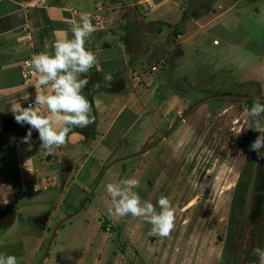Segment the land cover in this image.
Listing matches in <instances>:
<instances>
[{
    "label": "rangeland",
    "instance_id": "1",
    "mask_svg": "<svg viewBox=\"0 0 264 264\" xmlns=\"http://www.w3.org/2000/svg\"><path fill=\"white\" fill-rule=\"evenodd\" d=\"M244 5L250 7L241 17L243 29L226 32L215 24L181 51L174 35L165 37L168 31L157 37L141 21L129 22L126 48L138 72L150 71L138 81L148 90L139 120L115 131L121 134L111 149L104 147L110 138L102 143L101 135L93 145L76 141L57 149L70 161L54 153L52 162L50 156L43 162L45 150L26 151L48 181L15 201L13 225L0 229V253L16 256L18 264H220L234 191L246 169L254 183L250 193V177H242L247 200L234 216L239 264L255 238L264 249V158L250 150L259 133L247 116L255 98L264 103V92L252 83L264 52V0ZM154 65L158 71H151ZM174 95L178 107L170 110ZM62 162L71 167L61 176L64 184ZM128 178L140 181L133 191L142 202L156 205L161 195L171 200L176 218L169 237L151 235L144 217L110 213L107 184ZM45 213L40 229L33 218Z\"/></svg>",
    "mask_w": 264,
    "mask_h": 264
},
{
    "label": "crops",
    "instance_id": "2",
    "mask_svg": "<svg viewBox=\"0 0 264 264\" xmlns=\"http://www.w3.org/2000/svg\"><path fill=\"white\" fill-rule=\"evenodd\" d=\"M220 1L226 2L152 0L149 4L148 0H0V113L13 116L11 108L14 101H19L26 107L21 96L29 93L32 98L35 95V89H29L23 84L22 62L31 59L33 54L51 51L45 46L56 39V30H64L71 39L70 22L73 19L78 21L79 13H92L97 7H101L100 16L104 28H97L85 44L96 55L97 66L87 74L89 83L82 90L86 98L91 96L95 122L87 127H94V138L85 141L83 135L74 132L69 134L66 143L77 141L93 145L101 135L102 143L105 138H110L109 145L104 144V147L111 149L110 146L115 144L117 136L121 134L115 135V131L119 133L124 129L128 130L137 123L144 108L142 98L146 101L148 97L145 85H138V81L147 77L150 71L138 72L135 66L138 62L126 48L123 26L128 20L124 17L127 16L129 20L134 18L145 27L153 28L154 36L157 37L162 36L165 31H168L165 37L169 34L171 36L172 27L178 26L181 33L175 36L173 42L181 51L185 43L197 39L204 30L215 24L226 32L243 29L241 17L250 7L243 8L246 0H227V5ZM183 17L186 19L183 20ZM222 17H226V20L218 23ZM219 45L220 41L217 45L213 44L214 47ZM106 75L111 78L106 79ZM252 83L257 84L264 92V52L260 54L259 63L253 69ZM171 99L172 103L168 107L170 110L178 107L177 97L174 95ZM15 141L11 133L0 129V184L11 185L13 190L8 196L9 203L5 205L0 201V209L8 206L16 208L17 199L22 198L26 192H34V188L38 189V186L48 181L40 178L38 170L34 169L33 174L24 166L17 165L14 158ZM54 153H59L64 156V160L70 161L61 150ZM54 153L44 151L41 155H49L50 163Z\"/></svg>",
    "mask_w": 264,
    "mask_h": 264
},
{
    "label": "clouds",
    "instance_id": "3",
    "mask_svg": "<svg viewBox=\"0 0 264 264\" xmlns=\"http://www.w3.org/2000/svg\"><path fill=\"white\" fill-rule=\"evenodd\" d=\"M148 3L151 4L152 0H148ZM70 23L71 39L64 30H56V39L45 46L51 51L33 54L26 62L35 78L32 85L35 104L28 103L24 107L19 101H14L11 112L17 124L29 126L26 135L21 138V143L28 145V151L32 149L33 131L38 132L40 149L53 154L66 144L74 128H85L95 122L93 105L82 90L89 83L87 74L97 66L96 55L85 47L97 28L88 12L79 13V20L73 19ZM105 78L111 77L106 75ZM21 100L29 102L31 95L27 93L21 96ZM247 116L251 120V128L259 133L251 143L250 150L264 158V103L259 97L254 99ZM139 187L140 181L136 178L107 184L106 191L112 205L110 213L114 212L120 217L129 214L144 217L152 225L151 235L169 237L175 228L176 218L171 200L161 195L156 205L142 202L140 195L133 191ZM12 191L11 185L0 184V201L5 205L9 203L8 196ZM253 253L258 256L259 264H264V249L254 248ZM0 264H18V261L14 255L0 253Z\"/></svg>",
    "mask_w": 264,
    "mask_h": 264
},
{
    "label": "trees",
    "instance_id": "4",
    "mask_svg": "<svg viewBox=\"0 0 264 264\" xmlns=\"http://www.w3.org/2000/svg\"><path fill=\"white\" fill-rule=\"evenodd\" d=\"M124 19L128 20V22H125L127 27L124 29L125 34L123 36L124 40H126V38L129 35V31H130L128 30L129 22L133 20L132 19L129 20L127 16H125ZM182 19L185 20L186 17H183ZM164 26L169 27L166 24ZM180 33H181V30L178 29V26L172 27L171 36L173 35L176 36L177 34H180ZM87 99L91 102V96L87 97ZM246 101L248 102V104L253 103L252 98H248ZM93 114H94V110H93ZM28 127H29L28 125L21 126L20 124H17L14 120V116L3 115L0 113V129L2 130L5 129L7 132L11 133V135L15 138V140L20 144L24 152L28 151L27 150L28 145L21 143V138H23L26 135L28 131ZM74 132L83 135L85 141H90L94 138L95 130H94V127L74 128L71 133H74ZM31 150H36V151L43 150V149H40V141L38 139V133L36 131H33L32 133V149ZM248 173L249 171L248 169H246L244 171L243 176L249 175ZM251 175L252 174H250L249 177H251ZM242 177L240 181L237 183V187L234 191L233 202H232V212L230 215V226H229L226 238L224 240L223 248L221 251L220 264H239L240 256H238L237 254L239 252V243L241 239L238 240L235 236V231L238 229L239 222L236 223V218L234 217V215L237 214V211L239 213L242 211V208L246 200L245 188L243 187V184H242V179H243ZM102 227L105 228V226H102ZM260 246H261L260 239H256L253 243V246H252L253 248H251L250 251H244V253L246 254L245 264H257L258 263L259 258L253 253V249L257 247L260 248Z\"/></svg>",
    "mask_w": 264,
    "mask_h": 264
},
{
    "label": "built area",
    "instance_id": "5",
    "mask_svg": "<svg viewBox=\"0 0 264 264\" xmlns=\"http://www.w3.org/2000/svg\"><path fill=\"white\" fill-rule=\"evenodd\" d=\"M102 11L101 7H97L91 14V18H92V22L94 24V26H96V28L98 29H103L104 28V22L101 19L100 16V12ZM214 45L218 44L217 40L213 41ZM30 59H25L22 64H21V74H22V78H23V84L26 85L29 89H34V87L32 86L35 78L31 75V68L30 66L26 63L27 61H29ZM159 68L154 65L151 67V71H158ZM28 103H32L33 105L35 104V95L31 98V100L29 102L25 103V106H28ZM46 154H43L40 156V159L42 161H44L46 159ZM14 158L15 161L17 163V165L20 166H24L27 171H29L30 173H35V170L32 166V158L30 156H28L21 148L20 144L15 141V151H14ZM34 191H37V188H34Z\"/></svg>",
    "mask_w": 264,
    "mask_h": 264
},
{
    "label": "water",
    "instance_id": "6",
    "mask_svg": "<svg viewBox=\"0 0 264 264\" xmlns=\"http://www.w3.org/2000/svg\"><path fill=\"white\" fill-rule=\"evenodd\" d=\"M141 153H144V152H141ZM64 170H65V172H70L71 167L68 166ZM61 176H62V174L59 173L58 178L60 179L61 184H64V180L61 179ZM79 211H80V209L77 212H79ZM48 218H49V214L45 213L41 216H37V217L33 218V223L36 226H38L40 229H44L45 225L47 224ZM14 220H15L14 216L3 215L0 218V229H3V230L8 229L9 227H11L13 225Z\"/></svg>",
    "mask_w": 264,
    "mask_h": 264
},
{
    "label": "flooded vegetation",
    "instance_id": "7",
    "mask_svg": "<svg viewBox=\"0 0 264 264\" xmlns=\"http://www.w3.org/2000/svg\"><path fill=\"white\" fill-rule=\"evenodd\" d=\"M68 165H67V163L66 162H62V166H61V168H60V171H59V173H61V174H64L65 173V168L67 167ZM254 174V173H253ZM254 175L252 176L251 175V177H250V189H249V191H250V193H251V189H252V187H253V183H254ZM243 187H244V185H243ZM249 196V198H250V195H248ZM247 196V197H248ZM246 200H247V198H246ZM245 200V201H246ZM249 200V199H248ZM230 212H232V205H231V211ZM237 213H239L238 211H237ZM3 215H10V216H14V217H16V214H15V208L14 207H12V206H8V207H4V208H1L0 209V218L3 216ZM230 215H231V213H230ZM235 215H237V214H235ZM234 215V216H235ZM15 221V220H14ZM14 223V222H13ZM240 225V224H239ZM229 226H230V219H229ZM260 232V231H259ZM258 232V233H259ZM254 239V238H253ZM256 240V238L254 239V240H252L251 242H250V245L251 246H253V243H254V241ZM251 248H253V247H250V249H248V250H242L243 252L244 251H250L251 250ZM239 251H241V250H239ZM238 256H240V252H238V254H237ZM245 256H246V254H245Z\"/></svg>",
    "mask_w": 264,
    "mask_h": 264
}]
</instances>
